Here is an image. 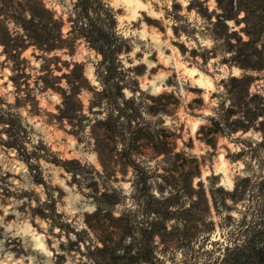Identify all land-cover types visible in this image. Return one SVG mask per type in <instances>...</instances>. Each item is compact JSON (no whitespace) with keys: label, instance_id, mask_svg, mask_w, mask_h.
Segmentation results:
<instances>
[{"label":"rangeland","instance_id":"rangeland-1","mask_svg":"<svg viewBox=\"0 0 264 264\" xmlns=\"http://www.w3.org/2000/svg\"><path fill=\"white\" fill-rule=\"evenodd\" d=\"M41 1L63 20L66 33L74 0ZM105 1L114 11L117 34L126 41L107 82L97 78L101 55L83 39L75 40L72 52L47 53L30 45L18 52L23 60L0 42V96L29 125L27 148L35 145L50 154L48 160L33 158L39 167L31 169L0 141V264H93L83 244L80 251L71 247L67 229L58 226L67 222L73 230H86L84 236L94 241L84 220L98 205L112 208L116 216H147L160 223L167 212L166 232L161 229L153 238L155 258L141 264H201L218 254L215 242L229 238L227 225L238 223L246 210L250 185L244 190L235 184L244 176L253 180L264 174L260 132L217 133L208 144L206 130L199 131L218 104L222 78L251 75L249 91L264 94V68H241L247 66L242 65L246 57L232 60L222 40L205 29L208 21L196 5L201 1L213 20V13L220 12L215 0ZM7 27L12 34L20 32L12 21ZM263 34L255 35L260 38L256 44ZM243 48L254 53L252 47ZM73 62L79 66L68 77L62 75ZM44 77L74 90V117L57 116L62 97L56 88H42ZM24 82L35 103H15V96L28 90ZM103 86L106 93L90 92ZM225 104L240 109L236 98ZM51 160L65 161L70 171ZM177 228L190 230V237H178Z\"/></svg>","mask_w":264,"mask_h":264},{"label":"trees","instance_id":"trees-1","mask_svg":"<svg viewBox=\"0 0 264 264\" xmlns=\"http://www.w3.org/2000/svg\"><path fill=\"white\" fill-rule=\"evenodd\" d=\"M215 2L220 12L213 13V20L201 1L196 5V8L200 9L198 12L208 21L205 29H208L215 39L222 40L225 49L231 53L232 60L235 61L234 57L240 58L242 55L246 57L247 62L242 65L247 66L241 68L262 70L264 34L260 44H256L260 38L256 39L255 35L258 32L264 33V0H215ZM187 8L191 9L192 4L189 3ZM8 21L19 27L20 32L15 31L12 34L7 27ZM229 21H233V25H230ZM67 22L69 29L63 33V20L56 17L41 0H0V33L7 37L5 42L1 35L0 42L3 49L8 50L17 60H23L18 52L30 45L47 53L65 49L72 52L75 40L83 39L101 55L96 69L97 78L107 82L114 77L118 67V56L123 47L126 48V41L116 32V19L112 7L105 0H74L72 10L67 15ZM240 23H243V26L235 29L234 25L239 26ZM178 30L179 26L175 24L173 31L177 33ZM240 32H243L247 39H243ZM243 47H252L255 54L246 52ZM194 51L192 49V52ZM16 53L19 55L15 56ZM249 55H258L260 62H251ZM201 57L203 60L206 59L205 56ZM77 66L79 64L73 62L69 73L62 75L68 77ZM49 77L56 78L52 74H49ZM80 77L85 80L82 72ZM44 78H41V81ZM45 79L42 81V88H56L62 97L57 116L60 119L74 117L75 101H78L74 90L64 89L58 82L51 84L47 78ZM220 81L223 89L218 104L213 109V115L208 118L209 124L201 125L199 128V131L206 130L205 141L210 144L213 135L217 133L230 137L237 131L245 133L249 130L260 132L264 140V94L249 91L253 77L247 74L228 75ZM24 84L28 90L23 95L15 96V103L27 101L26 99L35 103L36 99L28 92L29 85L26 82ZM15 87L22 91L21 86ZM90 92L106 93L107 88L92 87ZM233 98L240 101L239 110L231 104H225L226 100L230 101ZM34 106L38 109L37 104ZM2 133L5 137L0 136L1 144L15 149L31 169L39 167L37 162H32L33 158L50 159V154L38 146L31 145L30 150L27 148V143L30 142L29 125L18 112L13 111V104L0 96V135ZM51 161L70 171L65 166V161ZM239 181L235 188L245 190L249 185L251 188L246 210L238 223L234 226L227 225L229 238L222 240L221 243L215 242L214 248L219 250L218 254L205 258L201 264H264V174H259L253 180L249 176H244ZM168 217L167 212L161 215L160 219L163 222L160 223L147 216L139 219L126 215L116 216L112 208L98 205L92 212L85 214L84 220L86 226L94 232V241L87 240L89 236H84L86 230H73L67 222H59L58 227L67 229L66 240L73 245L71 247H76L80 251L79 246L83 244L93 264H141L151 263L155 258L153 238L161 229L166 232L164 220ZM228 222L230 221L226 223ZM119 228L122 230L121 235L118 233ZM189 231L180 232L177 228L175 232L178 237L185 238L190 237ZM202 231L204 230H199L198 233ZM69 232L74 234V239L69 237ZM61 244L63 242H60Z\"/></svg>","mask_w":264,"mask_h":264},{"label":"bare ground","instance_id":"bare-ground-1","mask_svg":"<svg viewBox=\"0 0 264 264\" xmlns=\"http://www.w3.org/2000/svg\"><path fill=\"white\" fill-rule=\"evenodd\" d=\"M189 70H190L191 73H195V72H196V69H195V68H190ZM197 80H199V79H197ZM195 126H196V123L193 124V127H192L193 130H195V128H196ZM34 234H35V233H34ZM43 248H44V247H43Z\"/></svg>","mask_w":264,"mask_h":264}]
</instances>
